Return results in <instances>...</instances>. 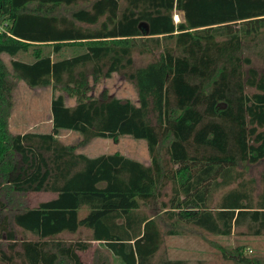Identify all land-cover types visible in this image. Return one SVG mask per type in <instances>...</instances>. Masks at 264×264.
<instances>
[{
  "label": "trees",
  "instance_id": "1",
  "mask_svg": "<svg viewBox=\"0 0 264 264\" xmlns=\"http://www.w3.org/2000/svg\"><path fill=\"white\" fill-rule=\"evenodd\" d=\"M0 24V264H86L79 252L93 241L115 264H154L184 225L264 235V169L245 172L264 161V0H0ZM115 72L136 102L91 93ZM21 80L55 91L51 130H11ZM64 130L81 141L64 142ZM125 134L146 140L150 164L78 151ZM168 184L163 225L143 205ZM30 191L56 196L29 207ZM222 249L264 264L243 245Z\"/></svg>",
  "mask_w": 264,
  "mask_h": 264
},
{
  "label": "rangeland",
  "instance_id": "2",
  "mask_svg": "<svg viewBox=\"0 0 264 264\" xmlns=\"http://www.w3.org/2000/svg\"><path fill=\"white\" fill-rule=\"evenodd\" d=\"M174 18L178 21L182 18V13L175 12ZM5 58L9 62V57L5 56ZM150 58L149 56H136V65H143ZM90 79L93 83V78L91 77ZM54 92L51 86L31 87L23 80L19 81L14 91V107L10 119L11 130L18 131L30 127L32 129L30 128L29 130H49L51 127L49 123L51 122L48 121V113L51 112V99ZM91 93L96 96L101 94L107 96L115 95L122 98H130L134 102L137 101V92L133 84L122 74L116 72L111 77H101L98 81L94 82V89ZM75 101L76 99L74 97L66 95L67 104L73 105ZM28 125L30 127H27ZM59 138L66 143L78 144L82 136L77 132L64 130L59 134ZM78 151L84 152L89 156L120 152L146 164L151 163V156L147 148L146 140L127 134L120 135L118 138L96 137L88 144L79 146ZM159 154L163 161L166 162L164 147L159 150ZM263 169L264 161L249 166L245 170L246 177L251 176L259 179ZM161 191L160 194L159 189L157 197L149 203L144 204L143 209L150 215L156 216L164 225L163 201L167 198L168 194H171V185L164 186ZM222 193L223 190L215 192V201L219 200ZM55 196L56 193L51 191H30L21 195V199L26 206L34 207L41 201L54 198ZM85 212L86 209L82 211L83 214ZM183 228L184 233L164 235V243L154 257V264H159L164 259L182 260L184 262L183 264H241L234 257H231L228 252L227 254L224 253L222 249L227 248L232 250L237 245H243L245 247V253L249 256L264 255V235L243 234L240 232L243 228L239 230L233 229L229 235L212 234L205 230L197 229L192 231V226L184 225ZM26 236L33 238V235L30 233H26ZM63 236L69 240L76 239L77 237V235H70L68 233ZM79 253L86 264H98L103 258L111 264H115L116 261L110 250L97 241H93L88 249L80 251Z\"/></svg>",
  "mask_w": 264,
  "mask_h": 264
},
{
  "label": "crops",
  "instance_id": "3",
  "mask_svg": "<svg viewBox=\"0 0 264 264\" xmlns=\"http://www.w3.org/2000/svg\"><path fill=\"white\" fill-rule=\"evenodd\" d=\"M12 112H13V111H12ZM11 116H12V115H11ZM48 118H49L48 121L51 122V123L48 122V123L50 124V126H51L49 130H51V128H52V112H49V113H48ZM10 119H11V118H10ZM49 124H48V125H49ZM27 127H30V126L28 125ZM10 128H11V123H10ZM30 128H31V127H30ZM30 128H28V129L24 128V130H18V131H13V130H12V131H13L14 133H24V132H26V131H29ZM31 129H32V128H31ZM49 130H47V131H49Z\"/></svg>",
  "mask_w": 264,
  "mask_h": 264
},
{
  "label": "built area",
  "instance_id": "4",
  "mask_svg": "<svg viewBox=\"0 0 264 264\" xmlns=\"http://www.w3.org/2000/svg\"><path fill=\"white\" fill-rule=\"evenodd\" d=\"M4 30H5V24H3V25L0 24V33H1L2 31H4Z\"/></svg>",
  "mask_w": 264,
  "mask_h": 264
},
{
  "label": "bare ground",
  "instance_id": "5",
  "mask_svg": "<svg viewBox=\"0 0 264 264\" xmlns=\"http://www.w3.org/2000/svg\"><path fill=\"white\" fill-rule=\"evenodd\" d=\"M178 18V17H177Z\"/></svg>",
  "mask_w": 264,
  "mask_h": 264
}]
</instances>
